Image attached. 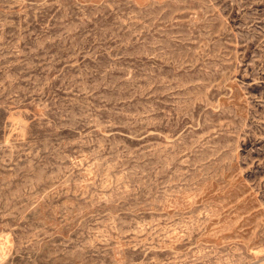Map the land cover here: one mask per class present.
Segmentation results:
<instances>
[{"label": "rangeland", "instance_id": "obj_1", "mask_svg": "<svg viewBox=\"0 0 264 264\" xmlns=\"http://www.w3.org/2000/svg\"><path fill=\"white\" fill-rule=\"evenodd\" d=\"M0 264H264V0H0Z\"/></svg>", "mask_w": 264, "mask_h": 264}]
</instances>
